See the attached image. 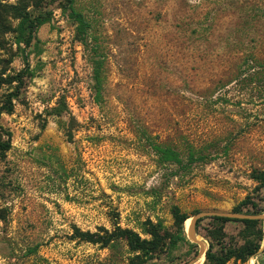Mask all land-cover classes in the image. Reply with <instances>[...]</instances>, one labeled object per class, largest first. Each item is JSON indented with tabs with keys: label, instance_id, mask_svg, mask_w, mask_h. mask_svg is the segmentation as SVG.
<instances>
[{
	"label": "rangeland",
	"instance_id": "1",
	"mask_svg": "<svg viewBox=\"0 0 264 264\" xmlns=\"http://www.w3.org/2000/svg\"><path fill=\"white\" fill-rule=\"evenodd\" d=\"M64 1L52 0L23 47L10 9L20 2L0 0V72L11 80L0 104L24 74L0 113V141L10 134L0 264H125L124 242L101 247L75 230L118 225L144 237L146 220L171 230V205L188 216L187 243L157 264H201L210 219L197 216L191 240L194 214L241 215L233 209L246 197L264 205L251 178L264 168V0H73L82 40ZM156 145L179 161L161 162ZM187 146L205 159H189ZM241 228L223 225L236 242ZM225 264H264L263 243Z\"/></svg>",
	"mask_w": 264,
	"mask_h": 264
},
{
	"label": "trees",
	"instance_id": "2",
	"mask_svg": "<svg viewBox=\"0 0 264 264\" xmlns=\"http://www.w3.org/2000/svg\"><path fill=\"white\" fill-rule=\"evenodd\" d=\"M19 2L17 5L10 6V9L14 17L19 19L17 24L18 44L26 47L31 42L37 27L45 22L50 13L49 6L52 0H19ZM64 2L61 8L68 18L77 23L79 39L82 40L87 23L83 15L73 8V0H65ZM22 73L23 71L14 77V89L4 95L0 104V113H8L12 110V99L16 97L24 78ZM10 82L11 80H7L0 72V84ZM4 134L6 139L0 141V152L9 147L10 134L7 131ZM155 150L159 153L161 162L179 161L177 152H173L168 148H160L158 145L155 146ZM186 155L189 159H192L193 156L198 159H205L207 154L199 151L194 152L191 146H187ZM251 178L258 183V188L264 189V168L254 169ZM241 206L244 208L243 211L240 209ZM233 211L242 213L244 216L238 218L221 214L207 215L210 221L209 226L205 228L206 248L203 251L201 264H225L230 259L244 261L257 253L261 243L264 246V224L262 225L261 219L255 218L256 215L264 212V205L260 206L252 198L246 197ZM170 215L172 218L171 230L162 227L158 222L153 223L146 220L142 228V232L146 235L144 237L129 228H121L118 225H114L111 231L101 228L99 232L75 230V233H77L79 239L90 243H98L101 247L109 246L115 241L124 242L131 253L125 264H157V259L161 255L168 258L169 261L177 258L178 255L172 254V251L178 250L181 244L187 243L183 233V222H187L186 218L188 216L181 212L176 205L170 206ZM201 220L202 217L195 219V230ZM228 221H237L242 225L238 232L240 242L232 241L234 239L231 236L226 237L223 225ZM190 245L191 247L196 246V244ZM190 250L193 254H196V250L192 248Z\"/></svg>",
	"mask_w": 264,
	"mask_h": 264
},
{
	"label": "water",
	"instance_id": "3",
	"mask_svg": "<svg viewBox=\"0 0 264 264\" xmlns=\"http://www.w3.org/2000/svg\"><path fill=\"white\" fill-rule=\"evenodd\" d=\"M209 214L210 215V212H198L196 214H194L190 220H189V223H188V226H187V229H186V234H187V237L191 240H194V236H193V224H194V219L197 217V216H202V215H207ZM213 214H221V215H228V216H232V217H243L244 215H240V214H233V213H228V212H213ZM257 217H260V218H264V214H261V215H258Z\"/></svg>",
	"mask_w": 264,
	"mask_h": 264
},
{
	"label": "bare ground",
	"instance_id": "4",
	"mask_svg": "<svg viewBox=\"0 0 264 264\" xmlns=\"http://www.w3.org/2000/svg\"><path fill=\"white\" fill-rule=\"evenodd\" d=\"M187 222H188V220H187ZM187 222H186V223H187ZM201 248H202V247H201ZM205 248H206V247H205ZM201 255H202V254H201ZM200 257H201V256H200Z\"/></svg>",
	"mask_w": 264,
	"mask_h": 264
}]
</instances>
